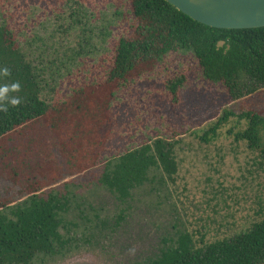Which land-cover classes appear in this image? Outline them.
Listing matches in <instances>:
<instances>
[{
	"label": "trees",
	"instance_id": "1",
	"mask_svg": "<svg viewBox=\"0 0 264 264\" xmlns=\"http://www.w3.org/2000/svg\"><path fill=\"white\" fill-rule=\"evenodd\" d=\"M69 1L66 17L56 16L57 29L68 34L70 28H78L82 33L78 51L82 52L94 33L87 27L80 2ZM128 1L133 24L116 39L105 76L72 88L62 98L54 94L56 79L45 77L40 62L28 59L0 22V87L19 82L20 90L7 95L21 100L17 107L8 100L3 102L7 112L0 111V150H27L23 145L13 147L9 141L20 135L26 144L36 125L42 123L53 136L66 169L62 175L49 167L45 178L23 179L20 196L14 200L0 198V264H47L78 249V221L87 219L84 211L89 207L87 195L92 187L125 203L135 190L155 179L165 176L173 180L176 140L148 138L101 158L117 126L110 102L141 65L154 64L170 52L188 50L202 76L220 83L232 100L264 88V27L214 28L193 20L165 0ZM98 34L105 37L109 32L101 29ZM5 68L9 75L3 74ZM183 82L182 74L165 81L172 102L177 100ZM230 115L234 113L223 109L198 139L204 143L213 140ZM235 117L243 119L245 126L233 133V139L244 140L247 148L264 153V115L241 109ZM38 161L35 157L32 162ZM161 241L157 254L136 264H264V218L229 238L207 243L194 240L185 229H176Z\"/></svg>",
	"mask_w": 264,
	"mask_h": 264
},
{
	"label": "rangeland",
	"instance_id": "2",
	"mask_svg": "<svg viewBox=\"0 0 264 264\" xmlns=\"http://www.w3.org/2000/svg\"><path fill=\"white\" fill-rule=\"evenodd\" d=\"M94 35L78 51L82 33L57 29L56 16L66 17L69 0H0V22L11 31L28 59L40 62L44 75L53 76L55 97L105 76L113 45L133 24L128 0H77ZM104 29L109 35L101 37ZM82 46V43H81ZM80 53L78 55L77 53ZM38 65V66H39ZM177 74L183 85L172 102L165 81ZM223 109L234 116L208 143L198 138L220 117ZM241 109L264 115V88L232 100L220 83L206 80L188 50L167 53L154 64H144L114 93L110 111L117 122L101 154L105 159L153 137L176 140L177 171L173 180L163 176L144 185L125 203L93 188L87 195V219L78 221V249L47 264H136L157 254L162 237L176 229L189 231L194 240L229 238L264 218V153L249 149L233 133L245 126L235 117ZM47 125L39 123L24 144L11 139L22 152L0 150V198L20 196L26 178H45L49 167L62 175L65 166ZM264 138V134H263ZM30 142V143H29ZM39 161L33 164V159ZM58 170V171H57Z\"/></svg>",
	"mask_w": 264,
	"mask_h": 264
},
{
	"label": "water",
	"instance_id": "3",
	"mask_svg": "<svg viewBox=\"0 0 264 264\" xmlns=\"http://www.w3.org/2000/svg\"><path fill=\"white\" fill-rule=\"evenodd\" d=\"M193 20L214 28L264 27V0H165Z\"/></svg>",
	"mask_w": 264,
	"mask_h": 264
},
{
	"label": "clouds",
	"instance_id": "4",
	"mask_svg": "<svg viewBox=\"0 0 264 264\" xmlns=\"http://www.w3.org/2000/svg\"><path fill=\"white\" fill-rule=\"evenodd\" d=\"M3 74L4 75H9V70L7 68L3 69ZM20 90V85L19 82H15L12 85H5L3 87H0V111H4L7 112V105L4 104L3 102L5 100H8V102L13 106V107H17L19 106L21 100L18 97H13L11 99L8 98V93L10 91L12 92H17Z\"/></svg>",
	"mask_w": 264,
	"mask_h": 264
}]
</instances>
